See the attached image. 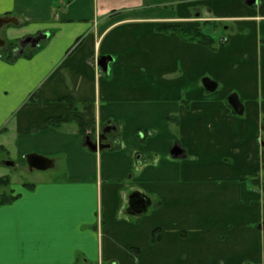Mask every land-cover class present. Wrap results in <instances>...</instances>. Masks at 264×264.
Returning a JSON list of instances; mask_svg holds the SVG:
<instances>
[{"label": "crops", "instance_id": "0c3cea01", "mask_svg": "<svg viewBox=\"0 0 264 264\" xmlns=\"http://www.w3.org/2000/svg\"><path fill=\"white\" fill-rule=\"evenodd\" d=\"M7 17L10 41L48 38L0 57V165L36 154L62 176L2 190V264H264V0H0ZM170 25L228 32L208 47Z\"/></svg>", "mask_w": 264, "mask_h": 264}, {"label": "water", "instance_id": "95a60500", "mask_svg": "<svg viewBox=\"0 0 264 264\" xmlns=\"http://www.w3.org/2000/svg\"><path fill=\"white\" fill-rule=\"evenodd\" d=\"M12 23H15V19L13 18H0V26L10 25ZM47 38H48V35L45 34V35H39L36 38L31 37V38L25 39L22 42V48L14 51V55L15 56L22 55L27 45H31L33 48H38L40 46L41 41ZM4 45H5V42L0 39V48H2ZM110 60L111 59H108L107 57H102L99 61V66L105 73L109 71V61ZM203 83L207 91L212 92L217 88V85L210 79H204ZM228 102L237 115L242 116L244 114V106L236 94H232L231 96H229ZM112 129L113 128L111 127L106 128L104 130V133H109ZM105 139H106V136L104 138H99L98 142H94L92 141L90 137H87L85 141V145L91 151L97 152V151H100V150H103L109 147V145L104 144ZM261 146L264 149V142H262ZM183 154H184V151L179 147H175L171 151V155L174 158L182 157ZM27 163L31 169L37 170V171H46V170H49L53 166V161L43 156L36 155V154L28 155ZM6 165L13 166V162H6ZM150 206H151V201L147 197L140 195L138 193H135L129 199L128 212L130 215H133V216H143L149 212Z\"/></svg>", "mask_w": 264, "mask_h": 264}, {"label": "trees", "instance_id": "16d2710c", "mask_svg": "<svg viewBox=\"0 0 264 264\" xmlns=\"http://www.w3.org/2000/svg\"><path fill=\"white\" fill-rule=\"evenodd\" d=\"M161 30L167 33H176L183 40L188 41V42H196L198 44L208 46V47H214V45L216 44V40L210 35L203 32L201 28H196V27H192L188 25L187 26L186 25H170V26H165L161 28ZM263 45H264V42H263ZM18 47H19V42L17 41L6 42L5 46L3 48H0V57L11 62V61H15L19 57H31L37 51V49L40 48V47L33 48V49L27 48L21 56H15L14 51ZM72 122H81V121H79L78 117H72V116L51 118L49 120L50 126L56 129L61 128L63 127V125L69 124ZM2 150L3 148H0L1 152ZM263 160H264V150H263ZM9 185H10V178L8 176L0 179V205L11 203L13 200L17 198L11 193L2 191L8 188ZM160 233L161 232L159 229L154 231L155 241L160 239L161 237Z\"/></svg>", "mask_w": 264, "mask_h": 264}, {"label": "rangeland", "instance_id": "374dc122", "mask_svg": "<svg viewBox=\"0 0 264 264\" xmlns=\"http://www.w3.org/2000/svg\"><path fill=\"white\" fill-rule=\"evenodd\" d=\"M11 27H13V24L3 25L1 28V29H3L2 33H1V39L4 42L10 41V38L8 37L7 29H10ZM227 28L228 27L226 26L224 28L219 27L218 29H214L213 26H207L204 28V32L208 35L213 36V38H215L217 41H219L220 37L222 35H224L226 32H228L227 30H225ZM31 37L36 38L35 36H29V37H26L24 39H18L17 42H19V47L16 50L21 49L22 48V42L25 39L31 38ZM27 48H30V46L28 45L27 47H25V50ZM261 123H262V125H261V128L259 129V134H258V141L260 143L264 142V129H263L264 118L261 120ZM5 157H6V155H4V154L1 155L2 160ZM6 159H9V158L7 157ZM11 159H13V162L17 161V159H15L13 154L11 156ZM17 165H18V163H17ZM0 172H1V176H9L10 183H11V179H12V182L14 183V185L15 184H21V183H31V182H36V181L50 180V179L60 178L62 176V170H61V167L59 165L55 166L52 169L40 172L37 170L30 169L26 165V163L22 167H19V165L17 167H15L14 164H13V166H6V165L1 163ZM14 185H12V187H10V189L18 188L17 185L16 186H14ZM10 189H8V193H10L9 192ZM183 227L185 228V225H183ZM185 230H188V229L185 228Z\"/></svg>", "mask_w": 264, "mask_h": 264}, {"label": "flooded vegetation", "instance_id": "af4514ba", "mask_svg": "<svg viewBox=\"0 0 264 264\" xmlns=\"http://www.w3.org/2000/svg\"><path fill=\"white\" fill-rule=\"evenodd\" d=\"M104 130L105 129H103V131L101 132L100 138H104L105 136L107 137V135L111 133V131L109 133H104Z\"/></svg>", "mask_w": 264, "mask_h": 264}, {"label": "snow or ice", "instance_id": "6c2138e0", "mask_svg": "<svg viewBox=\"0 0 264 264\" xmlns=\"http://www.w3.org/2000/svg\"><path fill=\"white\" fill-rule=\"evenodd\" d=\"M0 264H2V262H0Z\"/></svg>", "mask_w": 264, "mask_h": 264}]
</instances>
